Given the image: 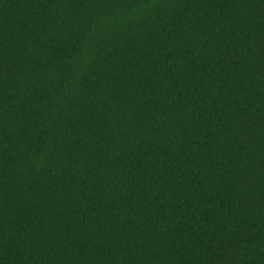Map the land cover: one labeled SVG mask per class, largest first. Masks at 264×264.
Returning <instances> with one entry per match:
<instances>
[{
    "label": "trees",
    "instance_id": "1",
    "mask_svg": "<svg viewBox=\"0 0 264 264\" xmlns=\"http://www.w3.org/2000/svg\"><path fill=\"white\" fill-rule=\"evenodd\" d=\"M0 264H264V0H0Z\"/></svg>",
    "mask_w": 264,
    "mask_h": 264
}]
</instances>
